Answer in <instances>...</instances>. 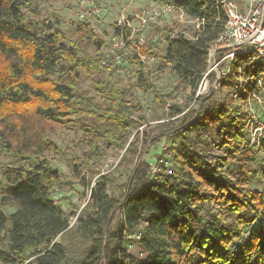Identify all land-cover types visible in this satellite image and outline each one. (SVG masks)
Wrapping results in <instances>:
<instances>
[{
    "label": "trees",
    "instance_id": "16d2710c",
    "mask_svg": "<svg viewBox=\"0 0 264 264\" xmlns=\"http://www.w3.org/2000/svg\"><path fill=\"white\" fill-rule=\"evenodd\" d=\"M162 1L182 8L191 19L204 20L195 41L182 34L170 38L166 33L174 27L154 30L166 43L163 66L195 91L207 69L208 50L223 31L224 11L216 0ZM32 13L31 0H0V153L13 164L3 171L0 186V237L8 244L7 251L0 249V263L264 264V195L249 187L247 168L256 154L264 162V139L250 144L249 115L227 101L218 106L212 93L198 98L200 109L191 111L189 119L178 106H170L171 117L183 116L180 124L162 128L150 139L181 141L173 156L177 175L152 176L149 165L139 161L118 199L108 192L109 177L102 176L69 228L52 199L61 175L46 159L60 156L49 138L51 129L67 126L71 117L87 116L92 121L83 131L91 152L99 142L124 149L129 129L135 128L128 118L133 107L112 82L92 79L100 103L79 93L80 76L98 74L101 59L83 55L57 29L33 23ZM96 46L99 52L102 41ZM141 53L157 57L148 50ZM135 58L131 63L137 64ZM240 61L232 63L234 79ZM137 74V88L158 100L144 73ZM243 76L259 79L264 87L263 64H245ZM252 91L259 94L255 82L237 100L230 99L245 105ZM200 128L215 131L220 154L214 163L184 143ZM223 163L232 167L223 168ZM8 208L13 212L5 213ZM116 215L121 222L112 229ZM67 237L79 241L71 243Z\"/></svg>",
    "mask_w": 264,
    "mask_h": 264
},
{
    "label": "rangeland",
    "instance_id": "374dc122",
    "mask_svg": "<svg viewBox=\"0 0 264 264\" xmlns=\"http://www.w3.org/2000/svg\"><path fill=\"white\" fill-rule=\"evenodd\" d=\"M163 5L166 4L162 0H31L33 13L29 16L30 21L38 24L44 23L52 30L57 29L63 33L67 42L77 45L83 55L101 59L102 64L98 74L89 77L80 76L78 80L79 93L100 103V98L95 91L96 83L92 82V79L96 82L100 81L104 85L112 82L133 107L128 118L133 120L135 128L129 129L124 149L118 147L110 149L106 142H99L97 143L98 150L91 152L86 140L88 134L83 131L85 125L91 124L92 121L87 116L71 117L67 126L51 129L49 138L56 144L60 156L47 155L46 159L49 160L51 168L61 175L59 183L55 186L57 191L53 189L52 196L55 204L61 207L68 218L70 228L75 225V217L87 204L89 192L102 176L109 177L111 183H109L108 192L118 199L129 174L139 161H143L151 167L162 160L166 168L172 171V176L177 175L179 166L173 160V156L174 152L179 149L181 141L174 137L161 139L157 143L150 140L158 134L160 129L176 127L180 124L183 116L171 117L170 106H178L184 111V114H188L186 117L189 119L193 115L191 111L200 109L198 98L212 93L213 101L218 106L227 101L233 109H238L240 112L246 111L249 115L246 128L249 142L251 135L254 138L257 135L253 130L250 131V123L257 121L256 117L264 123V107L260 103L264 100L262 94L256 95L249 105H242L239 101L231 100L236 89L234 86H238V80L232 77L231 71L230 73L226 72L230 64L227 59L217 69L221 86L217 85L215 91L213 86L217 74L214 72L201 80L196 90L193 91L184 85L170 68L163 66L160 57L164 53L166 43L162 33L154 31L156 27L167 31L174 27L173 31L166 33L170 38L179 36L183 32L187 34L188 38L197 33L194 24L171 25L169 16L162 17L156 24L147 25V29L143 33H138L136 16L143 11ZM122 18L126 19L129 26L126 23L123 27L119 26V21ZM152 36H157L156 42L151 41ZM140 37H143L146 42L138 44ZM129 38L130 40H128ZM99 40L102 41V49L97 52L96 45ZM112 41L121 46L119 52L122 60L118 65H113L112 60L106 57ZM137 44L138 48L136 49ZM142 49L154 53L157 57L142 54ZM134 55L136 56L134 62L137 64L131 63ZM141 57H145V60H141ZM220 58L222 56L216 57L217 60ZM209 67L211 64L208 63L207 71ZM139 70L144 73L149 85L158 96V100L155 99L152 92L137 88ZM223 83L225 86L222 85ZM197 93L201 94L197 95ZM217 142L214 129L209 128L204 131L200 128L198 131L192 132L184 143L195 148L209 163H214L220 154L219 149L214 147ZM254 159V162L247 167L250 172L249 187L264 195L263 155L256 154ZM222 165L223 168L232 167L229 164L223 163ZM12 166L10 160L0 153V186H4L3 171ZM4 211L7 214L13 212L9 208ZM120 222V216L116 215L112 229L117 228ZM67 238L71 243L79 241L75 237ZM0 249L2 251L8 249L7 241L1 237ZM128 251L132 255H136L138 252L136 248L130 246H128Z\"/></svg>",
    "mask_w": 264,
    "mask_h": 264
},
{
    "label": "built area",
    "instance_id": "2783aa9c",
    "mask_svg": "<svg viewBox=\"0 0 264 264\" xmlns=\"http://www.w3.org/2000/svg\"><path fill=\"white\" fill-rule=\"evenodd\" d=\"M216 3L223 9L226 21L223 26L222 33L208 50L207 66L209 63L211 64V67H209L208 71L206 69V72L201 80L205 79L211 72L217 74V79L215 80L213 86V90L215 91L217 89V85L221 86L217 70L220 64L227 59L230 64L227 67L226 72L230 73L232 63L235 59L241 58L242 61L239 62L238 68L236 69L238 86L234 90L232 98L237 100L242 93L245 92L248 83L255 82L257 84L259 94H262L264 99V87L262 86L260 80L243 76L245 64L261 63L264 65V0H216ZM168 16L169 23L171 25H195V28L197 29L195 36L188 38L185 32L182 33L183 36L190 40H198L200 34L203 32L204 20L191 19L186 15L182 8L166 4L161 7H153L149 10L143 11L136 16L138 33H143V31L147 29V25L156 24L159 19ZM125 23L129 26L126 19L122 18L119 21V26L123 27ZM157 39V36L151 37L152 42H156ZM128 40H130V38ZM145 42L144 38L140 37L138 44H143ZM138 44L135 46L136 49L138 48ZM120 48L121 46L118 43L112 41V44L106 53V57L112 60L113 65L121 63L122 57L119 52ZM217 56H222V58L217 60ZM141 60H145V57H141ZM200 94L201 93H197V95ZM256 95L257 94L255 92H250L247 96L246 104L249 105L250 101L253 98H256ZM260 103L264 107V100ZM250 112L252 113L251 109ZM256 119L257 121L250 123V131L252 132L253 130L257 133L255 138L252 137V135L250 137L252 145H260L261 141L264 139V123L261 122V120L259 121L260 118L256 117ZM254 126L256 127L253 128ZM160 172L172 175V171L166 168L162 160H159L155 163V165L150 167V173L152 176H156ZM54 191H57L56 187L54 188ZM76 218L77 216L75 217V221Z\"/></svg>",
    "mask_w": 264,
    "mask_h": 264
}]
</instances>
